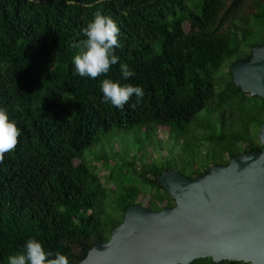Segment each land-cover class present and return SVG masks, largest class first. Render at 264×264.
I'll use <instances>...</instances> for the list:
<instances>
[{"label":"trees","instance_id":"16d2710c","mask_svg":"<svg viewBox=\"0 0 264 264\" xmlns=\"http://www.w3.org/2000/svg\"><path fill=\"white\" fill-rule=\"evenodd\" d=\"M195 9L184 0H0V107L7 108L21 132L16 148L0 163V264L23 251L30 238L45 251H60L70 264L93 242L108 238L134 204L130 195L135 190L130 187L112 203L118 220L103 216L100 182L76 161L101 132L134 126L182 130L205 109V115L219 112L218 132L213 133L215 123L207 124L211 132L206 137L219 148L211 164L226 163L225 155L260 149L248 126L264 120V102L241 91L229 72L216 79L214 73L233 54L236 21L251 17L264 22V0H198ZM98 10L119 28L120 47L114 49L119 62L107 77H80L72 58L81 51L82 29ZM251 45L235 60H248ZM120 63L134 76L124 80ZM104 78L140 86L143 99L137 103L133 95L120 109L105 103L100 90ZM233 112L242 132L224 122ZM208 166L179 173L191 177ZM128 167L132 170L133 163ZM167 169L141 164L144 207L173 206L156 183ZM188 264L245 263L198 258Z\"/></svg>","mask_w":264,"mask_h":264},{"label":"water","instance_id":"95a60500","mask_svg":"<svg viewBox=\"0 0 264 264\" xmlns=\"http://www.w3.org/2000/svg\"><path fill=\"white\" fill-rule=\"evenodd\" d=\"M231 81L264 102V43L229 67ZM260 149L230 156L188 177L167 169L156 183L173 206L131 204L108 238L93 242L74 264H188L209 258L264 264V120Z\"/></svg>","mask_w":264,"mask_h":264},{"label":"rangeland","instance_id":"374dc122","mask_svg":"<svg viewBox=\"0 0 264 264\" xmlns=\"http://www.w3.org/2000/svg\"><path fill=\"white\" fill-rule=\"evenodd\" d=\"M197 1L184 0L193 10H196ZM242 11H246L245 6ZM236 23L239 26L234 28L230 42L233 54L215 71V79L227 77L231 62L246 53L252 43L255 45L264 40V22H253L249 17L246 22L237 20ZM243 111L244 114L241 116L245 122L247 111L245 109ZM218 115V111L205 115V109H202L186 128L177 131L164 127H153L154 129L149 128L146 131L145 128L134 126L99 133L92 144L79 154L76 161L82 162L100 182L97 198L105 210L103 216L108 221L120 218L112 203H115L116 199L118 201L123 192H129L130 187L135 190L130 195V200L134 204L145 206V203L141 202V193L146 191L141 189V180L138 176L143 163L166 166L186 175L210 165L211 161L218 157L219 148L215 146L214 141L206 137V134L211 132L207 124L215 123L213 133H217ZM224 122L232 123L234 130L237 128L238 132H242V125L238 127L239 118L236 112H233L232 118L225 117ZM257 127L255 122H249V133L252 135L255 132L256 136ZM224 157L227 158L226 155ZM129 163H133L132 170L128 167Z\"/></svg>","mask_w":264,"mask_h":264},{"label":"clouds","instance_id":"9594fccd","mask_svg":"<svg viewBox=\"0 0 264 264\" xmlns=\"http://www.w3.org/2000/svg\"><path fill=\"white\" fill-rule=\"evenodd\" d=\"M82 33L85 39L81 41V51L72 58L75 72L80 77L91 79L107 77L110 68L119 62V57L114 53V49L120 47L117 24L98 10L82 29ZM120 73L124 80L134 76V72L124 63H120ZM100 90L103 101L118 109L123 108L131 96L137 97V103L144 96L140 86L122 84L110 78L100 81ZM20 134L16 121L9 118L7 108L0 107V163L4 161L6 153H11L16 148ZM7 264H70V262L60 251L54 253L45 251L41 242L30 238L26 241L23 251H17L7 257Z\"/></svg>","mask_w":264,"mask_h":264},{"label":"flooded vegetation","instance_id":"af4514ba","mask_svg":"<svg viewBox=\"0 0 264 264\" xmlns=\"http://www.w3.org/2000/svg\"><path fill=\"white\" fill-rule=\"evenodd\" d=\"M229 157L227 156V158L225 159V157L223 158V160H227ZM217 164H225V163H220V162H217Z\"/></svg>","mask_w":264,"mask_h":264}]
</instances>
